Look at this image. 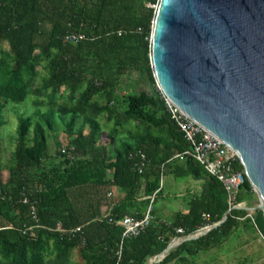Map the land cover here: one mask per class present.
Instances as JSON below:
<instances>
[{"label": "trees", "instance_id": "trees-1", "mask_svg": "<svg viewBox=\"0 0 264 264\" xmlns=\"http://www.w3.org/2000/svg\"><path fill=\"white\" fill-rule=\"evenodd\" d=\"M157 3L0 0V126L8 102L28 101L35 108L32 115L18 117L10 163L0 165V264H148L174 239L219 223L227 212L219 225L181 242L155 264H194L201 252L222 246L239 231H260L264 236L263 212L248 215L257 196L239 160L233 168L244 174V183L236 203L245 207L229 211L215 177L192 160L173 159L188 143L153 76L150 35L156 9L149 5ZM71 33L83 34L84 39L65 42ZM38 66L43 76L35 87ZM67 114L70 138L52 156L47 131L53 130L56 115ZM102 115L114 121L113 137L133 123V142L122 141L114 150L101 142L96 119ZM78 119L89 131L82 126L74 131ZM136 151L149 160L143 174L131 157ZM162 165L163 175L205 178L200 195L187 201L186 211L167 219L154 207L162 195ZM114 186L126 193L108 209L102 199ZM149 206V226L125 240L117 255L123 229L109 220L141 217ZM58 224L64 232L56 229ZM73 251L77 259L71 262Z\"/></svg>", "mask_w": 264, "mask_h": 264}, {"label": "water", "instance_id": "water-1", "mask_svg": "<svg viewBox=\"0 0 264 264\" xmlns=\"http://www.w3.org/2000/svg\"><path fill=\"white\" fill-rule=\"evenodd\" d=\"M150 47L157 88L237 154L264 215V0H158Z\"/></svg>", "mask_w": 264, "mask_h": 264}, {"label": "rangeland", "instance_id": "rangeland-1", "mask_svg": "<svg viewBox=\"0 0 264 264\" xmlns=\"http://www.w3.org/2000/svg\"><path fill=\"white\" fill-rule=\"evenodd\" d=\"M37 71L39 72V74L35 78V87H37L41 83V77L43 76L40 66L37 67ZM97 102L103 104L104 101L99 100ZM34 110L35 108L28 101L22 103L8 102L4 107L2 113L4 122L0 126L1 167H6L10 163L11 152L15 147L18 117L30 116L33 114ZM41 110L45 111L44 108H41ZM69 119L70 114L64 115V118H60L59 115H56L54 117L53 130L47 131L49 152L52 156H55L58 147H60V149L64 148L68 143V140L70 138L67 133ZM96 120L101 128V132L99 133L100 141L111 144L112 150H114V145L117 146L122 141L126 140L133 142L131 135L136 134L135 132H133V123H130V125H125L123 127L124 130H122L123 128H118L120 130L118 133L119 135L117 137H113L111 135V131L114 121L107 122L104 115L99 116ZM83 121L84 120L81 119L76 120L73 126L74 131L81 126L84 132L89 131V127ZM128 130L132 131L134 134H130ZM30 136H32V133H30ZM184 179H175L170 173L164 174L162 178V192L163 196L165 197L161 198L160 195L156 199V202L154 204V207L156 209H159V214L162 217L166 215L171 218L176 212H178L177 210H180V208L183 207V204L185 202L182 198L187 194L192 195V193L194 192V181H191V178L189 180ZM111 189H107V192H112ZM114 194L115 192L113 191V195L107 196L112 202L114 200ZM253 204L256 206L255 203ZM162 207H168L171 210V214H169L170 211L168 209H166L165 212L161 213ZM248 210L249 213H253L250 208ZM174 211L176 212L172 213ZM76 259V254L73 251L70 261L73 262L76 261ZM194 264H264V241L258 231H239L228 241H226L222 246L211 251L201 252L199 256L194 259Z\"/></svg>", "mask_w": 264, "mask_h": 264}, {"label": "built area", "instance_id": "built-area-1", "mask_svg": "<svg viewBox=\"0 0 264 264\" xmlns=\"http://www.w3.org/2000/svg\"><path fill=\"white\" fill-rule=\"evenodd\" d=\"M149 6L156 9L157 4ZM83 39L84 35L80 33H71L64 37V41L68 43H78ZM164 99L171 119L176 123L177 127L183 133L184 138L188 143V148L182 152L174 154L173 159H177L179 161L192 160L200 165L207 174L215 177L221 183L224 189L229 211L231 209L244 208V203H236V195L241 185L244 183V174L233 168L234 163L239 160L237 154L228 146H226L221 140L213 136L202 126L184 114L180 109L171 104L165 97ZM131 157L136 160L135 168L137 169L138 173L143 174L149 161L146 154L142 151H136L131 154ZM160 168L162 172L160 186L162 187L164 165H162ZM156 193L157 191H155L150 197L151 203L153 202ZM24 202H27V198L24 199ZM32 210L34 215L33 207ZM248 215L251 217V213ZM203 217L206 220L208 218V216L205 214ZM152 219L151 206H149L141 217L136 218L130 215H125L121 218L109 220L111 223L119 225L123 229L118 244L117 255H120L124 241L133 237H137L143 233L149 226ZM209 226L210 225H206L198 230H203ZM30 229L31 228L28 230ZM56 229L59 232H64L59 224L57 225ZM76 230L79 231L80 229L78 228ZM177 233L182 234L183 230L178 229ZM258 233L264 241V236L260 231H258Z\"/></svg>", "mask_w": 264, "mask_h": 264}, {"label": "crops", "instance_id": "crops-1", "mask_svg": "<svg viewBox=\"0 0 264 264\" xmlns=\"http://www.w3.org/2000/svg\"><path fill=\"white\" fill-rule=\"evenodd\" d=\"M170 174H172L173 175V177L175 178V179H180V178H177V177H175V175L173 174V173H170ZM183 178V177H182ZM184 178H186V179H184ZM183 179L184 180H189L191 177H184ZM205 178H203V179H198V180H194V179H192L191 178V181H194V183H193V188H194V192L192 193V195H186L185 197H183L182 199H183V201L185 202L184 204H183V207L182 208H180V210H177V211H182V212H185L186 211V208H187V201L188 200H190L191 198H194V197H197L198 195H200V193H201V191H202V189H203V187H204V183H205V180H204ZM112 188V189H111ZM163 188V187H162ZM109 189H111L112 190V192L111 191H106V195H104L103 196V199H102V201H103V203L105 204V205H107V207H108V209H110V208H112L120 199H122L123 198V196L125 195V193H126V190L125 189H121V188H119V187H110ZM108 189V190H109ZM113 191L115 192V194H114V200H113V202L110 200V198H108L107 196H109V195H113ZM162 191H163V189H162ZM190 196V197H189ZM165 196H163V192H162V195H161V198H164ZM143 199V197H141L139 200H142ZM109 203H110V205H109ZM104 209H106V207H104L102 210H103V212H101L104 216L107 214V212H104ZM166 209H168L169 211H170V213L169 214H171V210L168 208V207H162L161 208V210H162V212L161 213H163V212H165V210ZM158 210V213H159V209H157ZM176 211H174V212H172V213H175ZM161 216V215H160ZM162 217V216H161ZM162 218H164V219H167V218H169L168 216H163Z\"/></svg>", "mask_w": 264, "mask_h": 264}, {"label": "bare ground", "instance_id": "bare-ground-1", "mask_svg": "<svg viewBox=\"0 0 264 264\" xmlns=\"http://www.w3.org/2000/svg\"><path fill=\"white\" fill-rule=\"evenodd\" d=\"M155 258H152L148 261V264H152L154 262Z\"/></svg>", "mask_w": 264, "mask_h": 264}]
</instances>
